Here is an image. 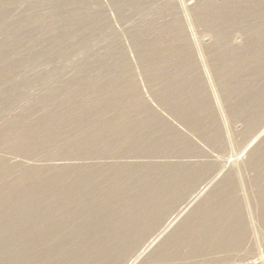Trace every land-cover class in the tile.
I'll use <instances>...</instances> for the list:
<instances>
[{"label": "rangeland", "instance_id": "rangeland-1", "mask_svg": "<svg viewBox=\"0 0 264 264\" xmlns=\"http://www.w3.org/2000/svg\"><path fill=\"white\" fill-rule=\"evenodd\" d=\"M0 264H264V0H0Z\"/></svg>", "mask_w": 264, "mask_h": 264}]
</instances>
